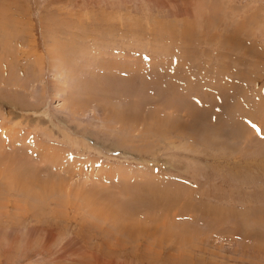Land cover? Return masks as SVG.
I'll use <instances>...</instances> for the list:
<instances>
[{
	"label": "rangeland",
	"instance_id": "rangeland-1",
	"mask_svg": "<svg viewBox=\"0 0 264 264\" xmlns=\"http://www.w3.org/2000/svg\"><path fill=\"white\" fill-rule=\"evenodd\" d=\"M0 264H264V0H0Z\"/></svg>",
	"mask_w": 264,
	"mask_h": 264
},
{
	"label": "bare ground",
	"instance_id": "bare-ground-1",
	"mask_svg": "<svg viewBox=\"0 0 264 264\" xmlns=\"http://www.w3.org/2000/svg\"><path fill=\"white\" fill-rule=\"evenodd\" d=\"M6 145V144H5Z\"/></svg>",
	"mask_w": 264,
	"mask_h": 264
}]
</instances>
